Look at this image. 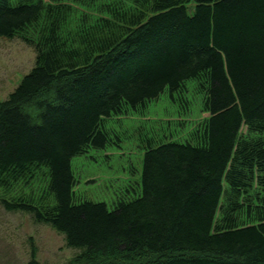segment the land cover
Returning <instances> with one entry per match:
<instances>
[{
    "label": "trees",
    "instance_id": "trees-1",
    "mask_svg": "<svg viewBox=\"0 0 264 264\" xmlns=\"http://www.w3.org/2000/svg\"><path fill=\"white\" fill-rule=\"evenodd\" d=\"M0 38L35 52L0 101L6 211L74 264H264V0H0ZM189 87L209 116L188 139L140 134V180L111 206L75 193L107 119L162 93L187 108Z\"/></svg>",
    "mask_w": 264,
    "mask_h": 264
},
{
    "label": "rangeland",
    "instance_id": "rangeland-1",
    "mask_svg": "<svg viewBox=\"0 0 264 264\" xmlns=\"http://www.w3.org/2000/svg\"><path fill=\"white\" fill-rule=\"evenodd\" d=\"M34 62V50L21 39L0 38V101L13 92ZM187 100L189 107L184 108L162 93L142 111L107 119L111 142L104 149H89L72 160L75 193L111 206L127 190L131 192L141 176L144 149L140 134L149 135L154 128L159 135L165 130L171 139L186 140L209 116L191 87ZM32 251L39 264H74L79 255V250L68 248L64 236L50 226L36 224L30 215L6 211L0 205V264H26Z\"/></svg>",
    "mask_w": 264,
    "mask_h": 264
}]
</instances>
